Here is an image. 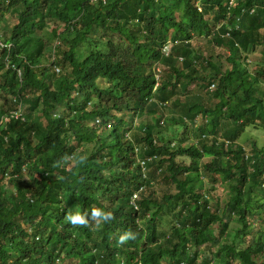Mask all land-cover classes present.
I'll return each mask as SVG.
<instances>
[{
  "label": "trees",
  "instance_id": "16d2710c",
  "mask_svg": "<svg viewBox=\"0 0 264 264\" xmlns=\"http://www.w3.org/2000/svg\"><path fill=\"white\" fill-rule=\"evenodd\" d=\"M228 2L0 0V264H264V0Z\"/></svg>",
  "mask_w": 264,
  "mask_h": 264
},
{
  "label": "rangeland",
  "instance_id": "374dc122",
  "mask_svg": "<svg viewBox=\"0 0 264 264\" xmlns=\"http://www.w3.org/2000/svg\"><path fill=\"white\" fill-rule=\"evenodd\" d=\"M63 30V27L60 28L59 31H62ZM49 31H51V27L49 29ZM50 33V32H49ZM51 34V33H50ZM51 36V35H50ZM197 41H199L200 43H202L201 45H204V44H207V41L203 38V37H197L196 38ZM58 43V40H55V44ZM170 45L171 43H168L167 45H165V48L164 50L166 52H169V50L167 51V47L170 48ZM264 47L261 46L258 50L256 51H253L252 53H250L249 55V58L254 62H259L261 65H264ZM219 51V49H218ZM224 53V52H222ZM224 64H226V62H223ZM190 90H194V87L193 86H190L189 88ZM170 105V102H168V104L166 105V108L168 109ZM166 114H168V116L170 115V113L168 112V110L166 111ZM158 115H154V117H157ZM137 119H134V121H136ZM202 118L200 117L197 121L198 124L202 123ZM197 129H198V126H197ZM197 130H194L193 132L191 131L190 134H191V137L194 138V132H196ZM238 141H240L241 143H243L246 148L250 151H252V148L253 146H257V148H262L264 147V129L260 126L258 127H254V126H248L245 128V130L243 132L240 133L239 137L237 138ZM209 158L206 157L203 159V161H208ZM208 178L205 177V182H206V185L208 188L210 186V181L207 180ZM220 180H219V183L217 185L218 188H220V195L222 197L221 201L224 200V197H226V192H225V189L223 187L220 186ZM222 185V184H221ZM223 190V191H221ZM264 226L261 221L258 222V224L256 226ZM168 227V226H167ZM264 228V227H263ZM167 230V228L165 229ZM245 238V241H239V245L242 246L244 245L247 241H249L251 238H252V234H250L249 236L247 235L246 237L244 235H241L240 236V239H244ZM211 251V247L209 246H204L203 249L200 250L201 254H205L207 255L209 252ZM70 260L69 258L63 263V264H70ZM73 262V260H72Z\"/></svg>",
  "mask_w": 264,
  "mask_h": 264
},
{
  "label": "clouds",
  "instance_id": "9594fccd",
  "mask_svg": "<svg viewBox=\"0 0 264 264\" xmlns=\"http://www.w3.org/2000/svg\"><path fill=\"white\" fill-rule=\"evenodd\" d=\"M230 1L231 0H229V2H228V7L230 8V7H232L234 4H235V2L236 1H238V0H234L233 1V3L232 4H230ZM244 11V10H243ZM252 11H253V9H252ZM245 12V11H244ZM243 23V20H242V16H239L238 18H237V22L235 23V25L234 26H236V27H241V24ZM233 28V26H231V25H229V27H228V29L229 30H231ZM168 44V43H167ZM166 44V45H167ZM171 46V45H170ZM165 47V46H164ZM163 47V48H164ZM166 104H168V101L167 102H165V105ZM201 117V116H200ZM200 117H198L197 118V121H198V119L200 118ZM202 118V117H201ZM203 119V118H202ZM203 121V120H202ZM205 122H206V120H205ZM248 126H254V125H252V124H248V125H246L244 128H242V132L245 130V128L246 127H248ZM260 126V125H259ZM254 127H258V126H254ZM240 142V141H239ZM241 143V142H240ZM243 144V143H242ZM243 146L245 147V156H246V158H248L249 156H251L252 155V151H250V150H248L247 148H246V146L243 144ZM136 152H137V149H136ZM140 163H141V166H142V171L143 172H145L146 173V168H145V166H144V164H145V162L143 161V160H140L139 161ZM207 180H209V179H207ZM220 180V183L223 181V179L221 178V176H218V181ZM137 195V194H136ZM206 195H208L207 193L205 194V197L208 199V197L206 196ZM91 217H93V218H99V220H101V221H107V220H110L111 218H112V214H111V212H106V211H104V210H102V209H98V208H93L92 209V211H91ZM65 219L70 223V224H72V225H87V223H88V220L86 219V217H85V214H83V213H81L80 211H73V212H69V213H67L66 214V216H65ZM259 221H261V223L264 225V219L263 220H260V219H258L257 221H253V223H252V225L253 226H256L257 224H258V222ZM235 224H231L230 226L232 227V226H234ZM219 234V233H218ZM229 235H230V233H229ZM241 235H244V234H240V236ZM250 234H248V236H249ZM240 236H239V241H245V238L244 239H240ZM245 237L247 236V235H244ZM130 238H134V234L132 233V232H129V231H126V232H124L123 234H121L119 237H118V243H122V242H124V241H126V240H128V239H130ZM248 242V241H247ZM246 242V243H247ZM246 243L244 244V245H246ZM220 245V244H219ZM219 245H215V247H214V251H216L217 250V248H218V246ZM244 245H242V247L244 246ZM204 246H209V247H211V251L209 252V253H212V245H202L201 246V248H200V250L201 249H203V247ZM201 253V252H200ZM203 255V256H202ZM204 257V254H200V257ZM199 257V259L197 260V264H199L200 262H201V260H202V257L200 258ZM212 261V260H211ZM182 264H186L185 262H183Z\"/></svg>",
  "mask_w": 264,
  "mask_h": 264
},
{
  "label": "built area",
  "instance_id": "2783aa9c",
  "mask_svg": "<svg viewBox=\"0 0 264 264\" xmlns=\"http://www.w3.org/2000/svg\"><path fill=\"white\" fill-rule=\"evenodd\" d=\"M233 1L234 0H231L230 1V4H232L233 3ZM165 48V47H164ZM168 49H167V51L169 50V47H167ZM165 51V50H164ZM166 52V51H165ZM58 69V68H57ZM158 71H159V68H158ZM157 77H158V75H157ZM20 115V113H18V112H15V116L17 117V116H19ZM8 118H4V120H7Z\"/></svg>",
  "mask_w": 264,
  "mask_h": 264
}]
</instances>
